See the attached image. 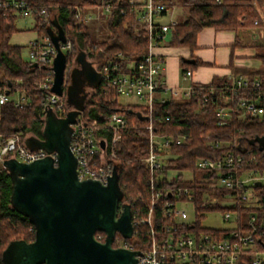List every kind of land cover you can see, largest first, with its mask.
I'll return each mask as SVG.
<instances>
[{
	"label": "trees",
	"instance_id": "trees-1",
	"mask_svg": "<svg viewBox=\"0 0 264 264\" xmlns=\"http://www.w3.org/2000/svg\"><path fill=\"white\" fill-rule=\"evenodd\" d=\"M13 1L23 2L36 14L33 30L39 38L48 37L49 33L61 32L66 41L71 43V50L66 52L68 70L64 85L66 102L68 88L72 85L71 70L73 64L84 54L99 73L105 66L117 67L118 73L130 72V64H138L147 54L150 41L144 25L138 22V13L129 4V0H0V92H8L10 101L0 106V136L10 137L20 134L22 137L42 138L47 113L44 112L46 97L38 86L49 77L54 78L52 68L39 67L24 59L27 47H17L10 44L11 38L18 33L16 22L19 18L13 9L4 8ZM219 1V2H218ZM168 7L178 3L187 10L185 21L180 22L171 40L166 44L171 48H186L192 53L197 49L198 35L206 28L216 31L236 32L241 29L254 28L255 22L264 10V0H155ZM112 6V15L108 19V36L103 42H96L89 26L77 18L80 10L87 14L98 7ZM47 11L48 17L40 15ZM258 58L263 69L255 72L232 69L234 77L242 76L249 81L258 80L264 93V47L260 49ZM182 62L183 75L202 66ZM231 82L228 79L215 78L208 85L192 84L197 88L189 100L170 99L165 103L156 102L151 109L146 106L121 105L114 91H103L100 77L98 85L87 95L82 118L88 124H96L99 128L97 137L108 143L113 134L105 127L113 116H121L125 127L120 131L121 140L116 147L115 158L109 164L118 170L119 185L124 192V199L132 207V212H138V217L145 216L146 207L152 202L150 182L155 176L144 165V159L149 153L151 126L160 136L186 135L189 140L179 147H173L168 152V158L163 165L169 173H176L177 183L184 173L191 175L187 184L193 188L200 187L206 176L197 169L200 159H217L224 152L236 150V153L255 156L257 169L264 172V115L261 118L244 120L232 119L226 126H219L217 111L226 105L228 91H219ZM199 87H203L201 91ZM216 88L219 92L213 95L209 89ZM67 92V94H66ZM25 96L26 103L16 107L17 95ZM69 106V105H68ZM70 108V106H69ZM169 118V121L167 119ZM209 137V139L207 138ZM231 143L229 147L216 148V142ZM234 145L238 148L235 149ZM109 159V157H108ZM99 166L101 160L96 159ZM12 182L5 168L0 169V264H5L7 250L14 244H31L35 241V230L31 222L11 206ZM264 203V196H263ZM203 215L213 211H224L219 206L215 208L200 206ZM96 236L105 234L97 233ZM120 242L124 240L118 235ZM257 238L262 241L258 246L264 251V231ZM135 250L145 252L151 242L147 227H139L134 240ZM258 241V240H257ZM240 264H253L251 253H246Z\"/></svg>",
	"mask_w": 264,
	"mask_h": 264
},
{
	"label": "built area",
	"instance_id": "built-area-1",
	"mask_svg": "<svg viewBox=\"0 0 264 264\" xmlns=\"http://www.w3.org/2000/svg\"><path fill=\"white\" fill-rule=\"evenodd\" d=\"M129 4L137 11L138 22L148 32L149 49L141 62L128 66L130 72L127 74L118 73L117 67L105 66L99 73L103 91H114L118 99L134 98L137 104L149 109L156 102L165 103L170 99L189 100L197 88L192 84L186 89L168 88L164 77L165 60L154 54L157 47L168 44L180 24L174 19L169 23L162 22L175 6L168 7L155 0H129ZM2 7L0 4V9ZM4 8L13 9L19 17H33L36 14L23 2L13 1L5 4ZM97 9L102 10L100 14L108 18L112 15L110 5ZM40 15L48 17L47 11H41ZM99 17L100 15L97 16ZM77 18L87 24L93 21L95 15L83 14L78 10ZM254 26L264 27V10L260 12V18ZM61 48L64 53L69 52L71 43H61ZM56 57L57 50L51 39L42 37L29 44L28 58L25 60L39 67H50L53 73ZM191 78L192 72L184 74L185 80ZM53 81L54 78L49 77L38 86L39 91L46 97L44 112H52L57 118H65L70 110L64 96L59 97L52 93ZM199 88L204 90L203 87ZM224 90L230 94L227 96L226 105L217 111L219 126H226L232 119L263 117L264 93L260 81H249L239 76L219 91ZM219 91L216 88L209 89L211 95ZM9 101V93L0 92V106ZM15 101L16 107H22L26 103L25 96L21 94L17 95ZM124 127V119L118 115L113 116L105 127L113 134L111 142L108 143L97 137L99 128L96 124H88L81 115L77 118L76 124L72 126L70 149L78 161L80 181L94 180L107 185L114 170L109 160L115 158V149L121 140L120 131ZM148 130L149 153L144 159V165L155 176L150 182L152 202L146 207L145 216L139 218L138 212H132L133 238L124 239L120 248L140 252L135 250V242L129 243L127 240H134L139 227H147L151 242L147 250L140 252L142 255L137 257L138 264H240L248 252L251 253L253 264H264V251L258 246L262 239L257 238L264 231V172L256 168L257 158L232 150L224 152L217 159H200L197 169L206 179L200 187L193 188L187 184L192 178L190 174L184 173L180 178L182 182L177 183L174 181L177 174L169 173L163 165L168 158L167 152L173 147L183 146L189 140L188 136H160L151 126ZM25 140L20 134L7 138L0 136V169L4 168L7 160L24 164L43 160L48 156L56 160V154L29 149ZM103 141L104 149L101 148ZM221 146L229 147L231 143L216 142V148ZM234 147L238 148L237 145ZM96 159L101 160V166ZM125 205L131 207L129 203L123 202L120 214ZM200 206H219L224 211L213 212H222L223 220L227 223L234 219L233 228L223 231L202 229L197 223L204 213L200 212ZM97 240L105 242L102 236H98Z\"/></svg>",
	"mask_w": 264,
	"mask_h": 264
},
{
	"label": "water",
	"instance_id": "water-1",
	"mask_svg": "<svg viewBox=\"0 0 264 264\" xmlns=\"http://www.w3.org/2000/svg\"><path fill=\"white\" fill-rule=\"evenodd\" d=\"M49 35L57 50L52 93L62 97L68 65L61 43L66 38L61 32ZM85 62V55L81 54L77 66H83L82 71L72 72V85L68 88V105L76 106L77 111L65 118L49 112L43 137H30L25 142L31 150L56 154V160L48 156L31 164L16 160L4 163L12 182L11 206L35 230L33 243H17L7 250L5 264H138L137 257L142 255L113 248L117 234L124 239H132L134 234L131 207L125 205L119 213L124 192L119 185L117 168L114 167L107 185L78 178V161L70 145L72 126L84 110L86 96L81 101L78 97L85 81L95 88L99 79ZM184 62L195 64L190 60ZM101 148H105L104 141ZM97 233L105 234V242L97 240Z\"/></svg>",
	"mask_w": 264,
	"mask_h": 264
},
{
	"label": "crops",
	"instance_id": "crops-1",
	"mask_svg": "<svg viewBox=\"0 0 264 264\" xmlns=\"http://www.w3.org/2000/svg\"><path fill=\"white\" fill-rule=\"evenodd\" d=\"M10 44L17 46V42L10 41ZM263 47L264 27L241 29L236 32L206 28L198 35L197 49L193 53L186 48L161 45L154 50V54L165 60L166 86L172 89H186L191 84L208 85L215 78H225L232 83L235 79L233 68L249 72L262 70L263 65L258 54ZM189 60L199 61L203 65L191 70L192 78L185 80L181 73V64ZM160 96L164 97L162 94Z\"/></svg>",
	"mask_w": 264,
	"mask_h": 264
},
{
	"label": "rangeland",
	"instance_id": "rangeland-1",
	"mask_svg": "<svg viewBox=\"0 0 264 264\" xmlns=\"http://www.w3.org/2000/svg\"><path fill=\"white\" fill-rule=\"evenodd\" d=\"M102 12L99 11L97 8L95 10H91L88 13H93L95 18L93 21L87 23L89 28L91 29L92 35L95 37L96 42H103L107 36V21L108 17L105 15L100 14ZM97 18V16H99ZM187 17V10L182 6L181 3H178L173 10H171L168 16L162 20L163 23H169L171 19L178 20L179 22L185 21ZM35 20L33 17H19L16 22V27L18 29V33H16L12 38L11 42H17V46L27 47L31 42L38 40L39 34L33 30ZM170 41V40H169ZM28 58V49L24 52V59ZM86 62H91L88 58L85 57ZM77 65L73 64L70 68L74 69ZM182 73V72H181ZM92 89H88L87 93H90ZM82 97H78V100L81 101ZM67 100L69 98L67 97ZM119 103L121 105H135L137 104V100L134 98H119ZM191 218L192 214L190 213ZM246 218H244L245 220ZM235 220L233 219L231 222L227 223L223 220V213L222 212H209L203 215L201 222L202 229L206 230H228L233 228ZM119 235V234H118ZM119 239V237H118Z\"/></svg>",
	"mask_w": 264,
	"mask_h": 264
},
{
	"label": "flooded vegetation",
	"instance_id": "flooded-vegetation-1",
	"mask_svg": "<svg viewBox=\"0 0 264 264\" xmlns=\"http://www.w3.org/2000/svg\"><path fill=\"white\" fill-rule=\"evenodd\" d=\"M91 65V67H92V70H93V72H95L96 70H95V66L93 65V63L92 62H85V65ZM82 67L83 66H76L74 69H71V70H69L68 72H74L75 70L78 72V71H82ZM84 71V70H83ZM88 89H92L93 90V88L92 87H90L89 85H88V82L87 81H85V83H84V86H83V92L81 93V97H84V96H86L87 97V95L89 94V93H87V91H88ZM91 90V91H92ZM66 94H67V92H66ZM77 96V95H76ZM67 97H68V94H67ZM67 105H68V103H67ZM68 108H69V106H68ZM69 110H70V112H76L77 111V107L76 106H70V108H69ZM69 112V113H70ZM68 113V114H69ZM42 137H43V132H42ZM29 137H27L26 138V140L28 139ZM26 140H25V142H26ZM102 234H104V233H102ZM118 234L116 235V239H115V242H114V244H113V248L114 249H119L120 248V245H121V242H120V240L118 239Z\"/></svg>",
	"mask_w": 264,
	"mask_h": 264
}]
</instances>
